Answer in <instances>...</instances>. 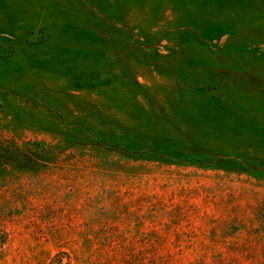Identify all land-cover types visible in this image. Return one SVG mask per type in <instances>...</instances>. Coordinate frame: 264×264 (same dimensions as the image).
Instances as JSON below:
<instances>
[{
    "label": "rangeland",
    "instance_id": "rangeland-1",
    "mask_svg": "<svg viewBox=\"0 0 264 264\" xmlns=\"http://www.w3.org/2000/svg\"><path fill=\"white\" fill-rule=\"evenodd\" d=\"M0 264H264V0H0Z\"/></svg>",
    "mask_w": 264,
    "mask_h": 264
},
{
    "label": "trees",
    "instance_id": "trees-1",
    "mask_svg": "<svg viewBox=\"0 0 264 264\" xmlns=\"http://www.w3.org/2000/svg\"><path fill=\"white\" fill-rule=\"evenodd\" d=\"M2 240L0 239V244H1Z\"/></svg>",
    "mask_w": 264,
    "mask_h": 264
}]
</instances>
